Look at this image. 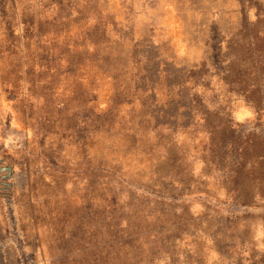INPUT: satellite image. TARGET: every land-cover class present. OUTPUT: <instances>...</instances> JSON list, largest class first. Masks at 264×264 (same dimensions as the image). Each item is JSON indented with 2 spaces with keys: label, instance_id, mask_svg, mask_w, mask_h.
Wrapping results in <instances>:
<instances>
[{
  "label": "rangeland",
  "instance_id": "374dc122",
  "mask_svg": "<svg viewBox=\"0 0 264 264\" xmlns=\"http://www.w3.org/2000/svg\"><path fill=\"white\" fill-rule=\"evenodd\" d=\"M0 264H264V0H0Z\"/></svg>",
  "mask_w": 264,
  "mask_h": 264
}]
</instances>
